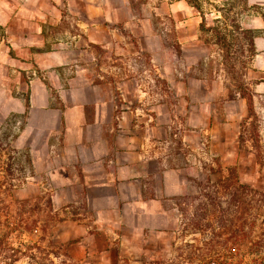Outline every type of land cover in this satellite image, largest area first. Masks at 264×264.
Here are the masks:
<instances>
[{"label":"crops","instance_id":"crops-1","mask_svg":"<svg viewBox=\"0 0 264 264\" xmlns=\"http://www.w3.org/2000/svg\"><path fill=\"white\" fill-rule=\"evenodd\" d=\"M205 20L191 0H0V132L57 192L72 264L158 252L197 180L264 185L240 137L257 119L264 149V35L247 98Z\"/></svg>","mask_w":264,"mask_h":264},{"label":"rangeland","instance_id":"rangeland-1","mask_svg":"<svg viewBox=\"0 0 264 264\" xmlns=\"http://www.w3.org/2000/svg\"><path fill=\"white\" fill-rule=\"evenodd\" d=\"M191 3L204 13L208 38L220 45L233 86L250 98L247 79L257 76L249 74L252 42L264 35V0ZM253 22L255 32L247 29ZM248 110L253 112L252 107ZM253 122L241 123L240 137L243 142L252 139L257 150L264 151L262 126L257 119L255 126ZM10 132H0V264H72L59 238L64 210L56 206L57 192L52 186L39 187L45 179L27 173L23 155L7 141ZM242 146L243 156L248 144ZM27 184L37 189L26 188ZM178 203L173 238L166 239L158 252L131 256L126 264H264L262 180L247 185L233 174L218 185L197 180Z\"/></svg>","mask_w":264,"mask_h":264},{"label":"trees","instance_id":"trees-1","mask_svg":"<svg viewBox=\"0 0 264 264\" xmlns=\"http://www.w3.org/2000/svg\"><path fill=\"white\" fill-rule=\"evenodd\" d=\"M46 256H47V255L45 254V256H44V257L46 258Z\"/></svg>","mask_w":264,"mask_h":264}]
</instances>
